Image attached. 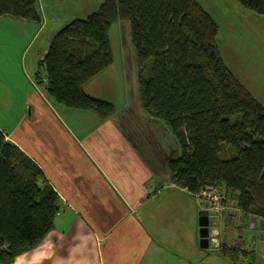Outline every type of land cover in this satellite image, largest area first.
<instances>
[{"label": "trees", "instance_id": "16d2710c", "mask_svg": "<svg viewBox=\"0 0 264 264\" xmlns=\"http://www.w3.org/2000/svg\"><path fill=\"white\" fill-rule=\"evenodd\" d=\"M238 1L264 16V0ZM4 16L43 19L38 0H0ZM116 21L129 25L140 106L168 127L180 149L166 161L169 181L192 197L221 186L245 215L264 221V107L225 65L218 24L197 0H104L69 21L39 61L36 80L47 95L101 119L115 111L84 84L112 64L109 28ZM60 213L61 199L41 168L0 129V264L37 247ZM218 250L233 264L255 262L254 250Z\"/></svg>", "mask_w": 264, "mask_h": 264}, {"label": "crops", "instance_id": "0c3cea01", "mask_svg": "<svg viewBox=\"0 0 264 264\" xmlns=\"http://www.w3.org/2000/svg\"><path fill=\"white\" fill-rule=\"evenodd\" d=\"M103 1L38 0L41 23L0 17V129L41 168L61 199L54 228L13 264H177L184 258L191 264L198 255L195 229L189 233L181 221L187 199L193 197L168 182L166 161L180 149L168 127L140 106L127 22L118 25L119 36L112 38L109 32L112 64L84 84L86 93L114 105L109 117L71 110L48 96L45 88L33 85L18 92L7 83L11 68L32 82L28 65L44 57L51 39L65 25L60 27L66 19L63 14L58 18L50 14L52 5H60L57 10L68 4V17L82 19L74 5L94 9ZM40 35L43 39L33 49ZM190 205L197 213V202ZM166 213L169 218L152 234L148 228L154 229L156 217L165 219ZM240 214L244 220L224 223L221 242L253 250L244 240H235L233 228L243 236L245 228L259 229L261 224L264 229V221ZM122 222L126 232L120 228Z\"/></svg>", "mask_w": 264, "mask_h": 264}, {"label": "rangeland", "instance_id": "374dc122", "mask_svg": "<svg viewBox=\"0 0 264 264\" xmlns=\"http://www.w3.org/2000/svg\"><path fill=\"white\" fill-rule=\"evenodd\" d=\"M197 1L200 2L203 8L211 14V16L218 24L217 43L220 55L225 65L239 80V82L244 85V87L248 89L252 96L264 107V16L245 9L238 0ZM58 6L60 5H52L53 8L51 11L50 7V14H52V16L56 18L63 14L66 19L65 21H63L62 25H60L61 27L66 24V22L73 19V17H68L69 13H71L70 5L66 4L62 9H60L59 7V9L57 8V10H55V8ZM96 6L97 7H93L94 9H86L87 5H74V8L77 9V12H79L77 13L78 16H80L81 18H85L87 14L91 12L88 10H97L99 5ZM121 22L124 21H116L110 25L109 32L112 38H114V34H117L119 36L120 32L118 31V25ZM50 24L48 25V28H50ZM42 39L43 37L42 35H40L39 41L34 44L33 49H37V46ZM38 67L39 59L30 62V65H28L27 67L29 74H31L32 76V82L25 77L24 72H21L18 68H11L12 73H8L7 77H9V75L10 77L7 83L12 88V90L16 89L18 92L22 91L24 87L31 86L33 89V85H35L39 90H43L45 88V82L39 83L36 80V72L38 70ZM41 73L42 76H44L43 70H41ZM223 155L225 154L223 153ZM168 182L171 183L169 179ZM173 186L177 187L175 184H173ZM193 198L195 200H193ZM193 198L189 197L187 199L189 200L188 208L186 206L184 214L181 216V221L185 222V230H188V232L190 233L195 229L197 237L198 255L193 257L192 263L233 264L218 250V248H215L212 244H209V247L206 249H202L199 246V211L205 210V201L202 200L201 197L198 198L196 196H193ZM194 201L197 202L199 207L197 213L190 205L192 204L193 206H195L196 202ZM214 213H217V222L215 223L213 228H215L217 232L216 235L219 239V242L221 243L219 248H221V241L226 232V225L224 223L226 222L227 225H231L235 221L244 220L240 214L243 212H241V210L237 207L234 196L227 193L226 191H223V199L217 206V210H215ZM86 216L87 215H84L85 218ZM88 218L89 220L91 219L90 217ZM93 218L94 221L97 222V218ZM164 218L165 219H162V217H156L154 229H152L153 231L149 228L148 230L152 232V234H154V232H158L157 228H161L158 227L160 226L159 222L167 221L169 215L166 213L164 215ZM246 223H249V221L246 220ZM91 224L92 226H94L93 222H91ZM126 225V223L122 222L120 227L122 228V232L127 231ZM233 230L236 241L239 239L244 240L246 247L253 248L255 253V262L253 264H264V229L262 225L260 224L259 229H250V227L245 228L243 230V236H239L238 228L234 227ZM119 235L122 234L119 233ZM235 240L233 242H235ZM249 244H251V246H249ZM188 262L189 260H185L184 258L182 262H179L177 264H189ZM237 264H248V262L246 259V261H242Z\"/></svg>", "mask_w": 264, "mask_h": 264}, {"label": "built area", "instance_id": "2783aa9c", "mask_svg": "<svg viewBox=\"0 0 264 264\" xmlns=\"http://www.w3.org/2000/svg\"><path fill=\"white\" fill-rule=\"evenodd\" d=\"M223 191H225L221 186H209L203 188L199 193L194 196L205 201V210L208 212L209 217V244H212L215 248H219L220 242L217 237V232L214 225L217 222V213H214L217 210V206L223 199ZM212 227V228H211Z\"/></svg>", "mask_w": 264, "mask_h": 264}, {"label": "water", "instance_id": "95a60500", "mask_svg": "<svg viewBox=\"0 0 264 264\" xmlns=\"http://www.w3.org/2000/svg\"><path fill=\"white\" fill-rule=\"evenodd\" d=\"M209 217L206 210L199 211V236L200 242L199 245L202 249L209 247Z\"/></svg>", "mask_w": 264, "mask_h": 264}]
</instances>
